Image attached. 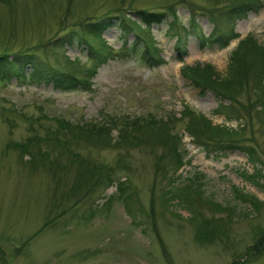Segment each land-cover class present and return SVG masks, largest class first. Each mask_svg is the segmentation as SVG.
<instances>
[{"label": "rangeland", "instance_id": "obj_1", "mask_svg": "<svg viewBox=\"0 0 264 264\" xmlns=\"http://www.w3.org/2000/svg\"><path fill=\"white\" fill-rule=\"evenodd\" d=\"M239 2L0 0V55L17 64L32 55L39 68L51 66L91 81L87 88L60 91L28 77L31 67L24 69L26 79L0 80V264H264V250H253L264 230V113L249 94L240 98L241 109H234L236 120L229 121L227 103L181 75L183 65L201 63L222 78L241 39L252 35L264 46V0L258 11L231 18L229 11ZM166 9L177 11L178 30L189 27L192 14L205 38L233 27L239 37L221 49L203 46L189 29L179 51L168 16L149 27L150 35L143 33L155 41L163 60L153 67L143 63L142 44L125 35L120 22L95 23L108 13L122 21L123 14L142 28L137 11ZM83 38L106 59L93 62ZM96 64V75L88 77L86 71ZM185 106L212 124L238 129L234 140L254 150L256 164L225 143L199 146L186 131ZM55 118L96 126L170 120L174 138L162 142L156 126L148 129L153 141L145 145L95 147L64 135ZM30 138L29 153L14 147ZM111 138L117 141V130ZM37 148L47 158L37 157ZM72 153L102 165L103 177L94 172L79 187ZM184 189L189 202L177 195ZM170 190L177 194L169 207L164 200ZM217 204L225 209L217 210ZM204 221L208 241L198 240Z\"/></svg>", "mask_w": 264, "mask_h": 264}, {"label": "trees", "instance_id": "obj_2", "mask_svg": "<svg viewBox=\"0 0 264 264\" xmlns=\"http://www.w3.org/2000/svg\"><path fill=\"white\" fill-rule=\"evenodd\" d=\"M262 7L263 4L261 0H240L237 6L230 9L229 16L231 18H236L242 14L246 17L249 12H254L256 10L258 11ZM137 15L145 24V27L141 28L136 20L124 18L123 14H121V17L123 19L122 21H119L118 18H115L108 13L104 18L96 21L95 23L101 25L102 27H108L113 25L112 21L118 23L120 22L122 28L121 30L125 32V35L133 34L136 39L135 44H142L143 47L141 50V59L143 63L148 66L157 67L162 65L163 63V60L159 56V51L157 49L155 41L148 36L150 35L149 27L153 24H160L168 16L171 17L169 31L172 36L176 37V45L179 51L181 39L190 34L189 29H192L195 32V35L199 38L203 46L214 45L221 49L227 47L232 41L238 39L239 37L238 34L234 32L235 30L232 26V30H228L223 34L213 33L208 38H205L201 33L200 28L197 26L195 16H192V14H190L189 27L186 29L184 26H179L180 30H178L176 29L178 25V16L177 11L174 9H166L165 11L154 13L145 10H139L137 11ZM126 23L131 26H127ZM146 31V34L148 35L143 34ZM92 33L96 32L92 31ZM100 40L103 41V39L101 38ZM83 42L88 45L89 52H91V60L93 62L99 63L100 61L106 59L107 54L102 53L100 47H92V44L87 41L86 38H83ZM20 60L21 61L19 62V64H17L14 59L13 61L9 60V56L0 55L1 81L8 80L12 76L26 79L27 75L24 72V69L26 67H31L32 73L28 77H30L31 79H36L38 81L50 82L52 83L54 88L60 91H73L78 88H87V86H90L91 81L86 76L78 77L74 72H68L67 74L59 73L57 72V70L55 71L51 66H44V69L39 68L37 60L32 55H24ZM97 66L98 65L96 64V66L94 65L86 71L88 77L93 78L96 75ZM216 72V69L210 64L197 63L195 65H183V67L181 68V75L183 76V78L190 81L194 85V87L199 88L201 91H211L213 94L219 97L222 102L227 103L224 109L229 111V117L227 116V113L224 114V112L221 111V113H223L225 117H227V120H236L232 115L234 113L237 114L234 109H237L239 111V109L241 108L238 105H242L241 103H239L240 98L249 94L255 97L256 108H259L258 110L264 113V46H261L252 35L245 36L238 42L237 47L231 54L230 62L225 76L221 78ZM246 108H248V106H246L245 109ZM181 115L183 118L187 119V133L191 137H193L194 141L199 146H205L206 141L225 143L226 145H228L226 149H238L245 153L252 163L256 164V162H254L256 161L254 150L247 146L238 144L234 140L235 138L233 137L238 134V129H233L220 124H212V122H210L203 115L196 113L187 106L183 108V112H181ZM54 121L57 124V129L64 135L70 136L78 141L86 142L95 147L113 146L118 148H133L136 146L145 145L147 142L153 141V138H147L148 129H150L151 127L155 128L156 126L160 130V132H156V137L161 139L162 142L173 141L174 138L169 135L168 131L169 123L171 124L170 120L165 122L161 121L159 123L152 121V123H156L154 125H148V123L141 125L136 120H128L127 122H115L112 126H96L87 124L73 125L71 124V122H67L59 118H55ZM114 130L118 131V138L116 142H113L111 138V133ZM35 139L37 138L35 137ZM32 141L33 140H31L30 138L26 141L25 144H14V147L24 153H29V150H27V148L28 145L32 144ZM57 142L60 141L57 140ZM35 155H37V157L39 158L41 157L42 159L47 158V154L41 153L39 148H37V152L35 153ZM70 155L78 163L77 166L79 175L77 178V182L79 187L83 184L89 183L94 172L98 174V179H101L103 177V175L101 174L103 168L102 165L96 166L94 162H90L89 160L80 157V155L76 153H72ZM107 177L108 176H106V178ZM173 179L174 178H172V180ZM107 181L111 183L110 178H108ZM121 185L122 183L119 184V188ZM75 187H77V184ZM72 188L73 189H71V191H73L74 189L78 190V188ZM122 190L123 188L120 189V191ZM238 192L241 195L240 197L243 198L242 200L247 201L246 196H243L244 194L242 192ZM176 194V192H173L171 190L166 191V199L164 200V202L168 204V206L174 205L176 203ZM194 194L198 196L201 201H203L196 189H194ZM177 195L186 202L191 201L187 189L178 191ZM216 209L223 211L225 208L217 204ZM203 226L205 229L204 232H202L200 229L197 230L199 237L198 240L208 241L210 237V235L208 234V221H204L202 224H199V227ZM260 234V241L253 246L254 253L256 254H259L264 250V230L261 231ZM231 264H238V262L235 261Z\"/></svg>", "mask_w": 264, "mask_h": 264}]
</instances>
